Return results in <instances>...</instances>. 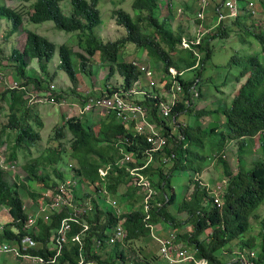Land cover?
Segmentation results:
<instances>
[{
	"label": "trees",
	"instance_id": "16d2710c",
	"mask_svg": "<svg viewBox=\"0 0 264 264\" xmlns=\"http://www.w3.org/2000/svg\"><path fill=\"white\" fill-rule=\"evenodd\" d=\"M27 1H31L30 11L11 7L0 0V20L9 21V34L22 31L25 33L22 48L13 46L7 56L8 62L11 63V75L17 79L15 80L17 85L7 87L0 96L8 108L7 123L3 125L0 133L13 138V149L6 160L9 162L16 160L17 150L37 148L42 141L40 128L43 126V120L36 105L30 104L26 95L30 91L29 86L32 85L36 92L45 91L52 82L47 67L55 50H58L57 67L63 70L74 84L77 71L71 55L82 57L65 43L56 46L45 36L25 29L24 12L30 22L51 21L60 30L77 32L78 44L81 47L89 50L90 54L98 51L100 58L109 63L107 78L115 71L122 78L120 86L106 90L109 94L114 90L132 86L139 77V70L131 61L119 58L125 46L133 44L140 52H146L151 63H161L163 73H168L171 67L178 72H192L191 77L182 79L183 100L174 105L168 118L170 124H176L178 135L172 133L169 125L164 126L165 122L162 124L167 140L163 152L170 159L169 165L166 166L162 154L156 152L153 161L143 170L158 191L155 199L160 203L152 208L150 222L162 220L169 223L174 232L183 223L189 222L192 230L183 233L177 231L175 241L180 247H190L195 259L203 258L208 264H223L219 253L231 247L230 243L235 239L240 252L257 251L253 264H264V211L261 213L258 211L260 205L264 203V140L260 142L262 155L259 159L250 166L245 165L242 160L246 144L256 135L264 134V32L261 29L257 30L250 23V18L255 17V6L254 8L248 6L250 0H238L239 9L234 17L228 16L224 0H208L207 7L213 5L216 17L222 15L219 21L215 18V24L208 29L203 25L206 19L197 17L194 8L195 13L189 14L193 15V18L188 19H191V24L201 28L202 34L199 42L191 43L189 48L182 46V40L194 41L196 37L190 33L189 25L173 27L175 15L173 9L176 11L177 9L173 8L171 0H132V7L136 11L133 17L121 8L114 9L112 18L125 33L118 39L108 41L100 40L94 33V27L100 24L99 0H71L69 15L62 11L63 0ZM260 5L264 11V2H260ZM162 6L165 7L166 14L162 12ZM183 10L186 12L189 8ZM232 35L242 44L258 43L260 53H233L227 65L236 68L233 86L237 83L240 85L229 103L223 101L212 110L193 111L195 98L200 96L197 87L199 78L207 59L215 49L217 43L215 41L227 39ZM195 53L200 55L197 64ZM33 60L37 61L44 77L30 74L29 67ZM81 69L85 70L84 62L81 63ZM193 85L198 92L196 97L189 93ZM186 99L188 103L184 102ZM143 103L154 107V101L151 102L150 98L145 99ZM185 112L194 116L193 124L178 122V114ZM212 114L217 116L221 114L224 117L223 121L220 122L218 116L214 123L209 121L202 126L201 117L204 115L213 117ZM156 119L159 120L158 117ZM97 126L99 127L96 131L93 122L83 119L82 116L66 117L63 124L55 129L53 137L58 144L53 147H42L44 150L38 156L35 155L36 157H30L25 161L22 168L26 177L29 180L42 181L44 187L55 184L56 181L49 184L50 173L55 175L57 180L63 178L66 172L61 167L65 166L64 156L67 154L75 163L71 168L79 183L82 181L89 185L98 182L96 190L104 184L110 195H117L120 186L129 183L130 176L126 168L143 163L148 144L144 136L133 134L130 125L116 122L114 115L103 117ZM62 139L67 140L66 148L65 144L60 142ZM232 142L238 144V166L235 173L231 171L224 154ZM1 143L3 140H0ZM121 149L132 152L135 161L117 165V160L123 156ZM209 155L221 165L225 180L220 207L214 203L209 188L198 178L207 166ZM107 165L110 169L102 180L98 169ZM180 173L186 174L187 179L185 189L177 194L172 187V179ZM17 182L18 179L9 181L5 170L0 166V209L6 208L9 214L4 230L0 233V239L13 240L26 234L23 223L27 215L19 196ZM30 195L36 197L33 191ZM78 197L79 193H75V198ZM121 197L126 211L119 217L108 203L103 200L99 203L95 199L92 200V211L90 216L86 217L90 224L88 236L85 235L86 239L84 238L86 259H96L100 264H129L132 260L133 264H151L156 256L148 257L140 253V250L145 249V245L141 244L143 238L150 234L149 227L143 220L145 214L141 204L142 196L136 188L127 185ZM86 198L87 195H84L81 200ZM169 206L174 207L176 213H184L185 220L178 221L175 214L169 211ZM65 215L66 211L54 212L49 223L38 219L39 231L37 233L30 231L29 234L39 245L30 252L40 255L54 253L53 250H48V243L60 219ZM121 218L126 237L122 243L116 242L107 246L105 242L107 232ZM207 229L210 231L203 236ZM15 230H18V233H15ZM79 230L78 224L71 225V230L67 234L68 241L55 264L77 263L79 249L72 237ZM93 238H100L102 242V248L97 253L93 246ZM131 252L134 253V257L130 255ZM102 253L106 257H103ZM235 263L241 264L239 259H235ZM190 264L193 262L190 261Z\"/></svg>",
	"mask_w": 264,
	"mask_h": 264
},
{
	"label": "rangeland",
	"instance_id": "374dc122",
	"mask_svg": "<svg viewBox=\"0 0 264 264\" xmlns=\"http://www.w3.org/2000/svg\"><path fill=\"white\" fill-rule=\"evenodd\" d=\"M5 3L11 7H20L24 11H30V4L31 1L27 0H3ZM71 0H63L61 2V8L64 14L69 15L71 12ZM173 8L177 9L175 11V15L173 17L172 25L174 28L176 26L181 25L183 27H186L189 25V30L191 34L194 33H202L198 26L195 24H191V19L193 18V14L195 13V9H197L198 4L197 2H194L193 0H171ZM255 11L254 16L252 19L250 18V23L253 25L254 28L257 30L261 29L264 32V11L262 10V6L260 5V2H264V0H253ZM98 8L100 11V24L96 27H94V33L95 35L102 41H108V40H115L120 38L124 35L125 30L118 26L114 19L112 18V11L116 8H121L128 12L132 17L135 15L136 11L132 7V0H99L98 2ZM188 9V11H184L183 9ZM162 12L166 14L165 7L162 6ZM203 18L206 19V22L203 23L204 27L208 29L216 22V14L213 10V5L207 7L204 10ZM191 24V25H190ZM23 27L25 29L32 30L40 35L45 36L49 40L53 41L56 46L65 43L68 46L72 47V50L74 52H78L82 55V57L77 58L76 54L71 55L72 63L77 71L76 74V83L74 84L67 74L57 67L58 65V50L56 49L52 59L48 63V72L52 79V83L56 87L55 100L56 102L62 103V105L59 104H52L49 102H40L32 100L30 104L36 105L40 107V109L37 111L39 113H42L45 117V121L47 122V128H48V121L45 113H49L48 115L52 116L53 119L56 121L52 123V127L49 129V131L46 133V130L42 131V137L43 140L41 143H39V146L37 148H31L30 150H17L18 154L16 157V160L12 161H4V166H11L14 165L13 169H6L3 168L6 172V178L9 181H13L14 179H18L17 185H18V191L19 196L22 198V201L24 204L31 205L34 207V203L37 202V194L40 195V192L44 189V184L42 181L37 180H29L26 177V173L24 169L22 168L23 164L28 158L36 157L38 156L42 149V147H53L57 145L58 141L53 137L55 134V129L60 127V125L63 124L64 116L70 117V116H82L83 119L90 120L94 124V129L98 130V122L103 119L104 115L97 114V113H79L80 108L83 104V99L85 97V93L88 92L89 95H99L106 92L107 89H110L115 86H120L122 82L121 76L115 71L113 72L108 78L107 75L109 74V63L105 60H102L100 58V54L98 51L94 52L93 54H90L89 50L86 48L81 47L79 42V37L77 36V32H68L64 30H60L55 27L53 22L51 21H45L41 23H33L27 20L26 13L24 12V22ZM198 27V28H197ZM9 28L10 23L6 19L0 20V96L1 92H3L7 87H10L13 85L14 82H16L15 79L11 75V63H9L7 60V56L10 54V50L12 47L16 48H22L24 41H25V33L22 31L21 33H15V34H9ZM215 42V49L209 59H207L204 70L199 78L198 86L200 90V96L195 98L196 103L193 111L199 110V109H214L217 105H220L223 101L228 102L230 101L231 97L235 94L237 87L240 85V83H237L233 86L234 80L233 75L235 74L236 68L232 66L231 68L227 65L230 57L233 53L242 54L245 52H253V53H260V46L258 43L253 42V44H242L237 41V38L235 36H231L227 39H221L216 40ZM122 56H119L120 59L130 62V61H140L148 63L152 69L155 68L158 71H161L162 65L161 63H151L149 60V57L147 56L146 52H140L137 50L135 45L133 44H127L125 48L121 51ZM120 53V54H121ZM84 62L85 70L81 69V63ZM33 65L35 67H33ZM39 65L37 61H34L33 64L30 65V74H34L35 76L44 77V74L41 73L40 69L38 68ZM192 72L186 71L185 77L189 78L191 77ZM227 77V79H226ZM225 82V83H224ZM141 83L143 86L148 85V79L143 78L141 79ZM31 90V93L35 92L34 87H29ZM39 98V96H37ZM76 104V105H73ZM61 107V111H59V108ZM71 108V109H70ZM58 110V111H57ZM53 111V112H51ZM192 111V112H193ZM62 112L63 117L59 118V114ZM7 113L8 108L5 102L0 98V130L7 123ZM58 113V117H57ZM213 117H210L208 115H204L201 117V125L205 126L209 121L211 123H214L216 120V117L219 116V121H223V116L221 114H212ZM56 117V118H55ZM43 120V119H42ZM177 120L181 124H188L191 125L194 122V116L189 113H179L177 116ZM56 126V127H55ZM172 133L178 135V130L176 126L172 125ZM41 129V128H40ZM7 132V131H6ZM47 134V135H46ZM69 137V135H67ZM50 137V139H49ZM49 139V141H48ZM68 139V138H67ZM0 140H3V143L0 144V160L3 158H6L10 155L13 149V138L12 136H8L6 134L0 133ZM264 140V134L256 135L253 140L246 144L244 151L242 153V160L244 161V164L247 166L252 165V163L259 159L262 155V150L260 146V142ZM67 141V140H66ZM66 141L62 139L60 142L62 144H65L66 148ZM237 150H238V144L234 142L233 145L227 146L225 149V159L228 161L230 169L233 173L237 171ZM36 155V156H35ZM8 160V159H7ZM214 158L212 155H209V158L206 161V168L204 171H209V181L205 180L208 184V186L213 189L214 186L217 183H221L224 181V176L222 173V167L221 165L217 164L216 161L214 162ZM64 162L65 166H62L61 169L66 172H73L72 166H74V161L69 158V156L66 154L64 156ZM71 164V166H69ZM51 168V167H50ZM49 168V170H50ZM187 175L184 173H180L174 176V183L177 190H180L182 192L184 189H182L186 183V177ZM57 181V178L55 175L50 173V182ZM184 183V184H182ZM33 191L36 194V197H31L30 192ZM91 194L93 193L92 190H89ZM121 202V196L120 198L115 197ZM180 197H178L179 200ZM124 207V205H123ZM125 209V207H124ZM170 210H175L174 207H170ZM260 213L264 211V203L260 205L259 210ZM6 208L0 209V222H6L8 218ZM175 214V212H171ZM254 222V220H251ZM164 223L169 224L164 221H157L153 223L155 226L156 223ZM190 226L191 229H188ZM171 230L174 231V229L169 226ZM192 225H188L184 228V231L192 230ZM188 229V230H187ZM170 230V231H171ZM180 228H177L176 231H179ZM210 230L207 229L203 232V236L207 235ZM149 236V235H148ZM147 237V236H146ZM231 247L225 248L222 253H219V256L222 258L223 264H226V262L229 264H236L235 259L233 257H237L238 253L240 252L238 248V244L236 239L231 241ZM142 248V247H141ZM186 251L192 253V250L190 247H183ZM247 250V249H246ZM246 252V251H245ZM257 253V251H256ZM134 253L131 252L130 255H133ZM135 255H133L134 257ZM233 259V260H232ZM132 260V259H131ZM133 261V260H132ZM0 264H21L16 261H12L10 258H5L3 262H1V256H0Z\"/></svg>",
	"mask_w": 264,
	"mask_h": 264
},
{
	"label": "built area",
	"instance_id": "2783aa9c",
	"mask_svg": "<svg viewBox=\"0 0 264 264\" xmlns=\"http://www.w3.org/2000/svg\"><path fill=\"white\" fill-rule=\"evenodd\" d=\"M197 2L198 7L196 9V16L203 18L204 10L207 8L208 0H193ZM224 6L228 9V16H236L238 13V0H224ZM248 6L253 7L254 1H248ZM222 18V15H218L217 21ZM198 28V27H197ZM200 28V27H199ZM202 33H194V41L182 40V46L189 48L191 43H198L199 37ZM197 56L196 64L200 59V55ZM139 70V77L134 81L133 85L128 88H120L112 91L110 94L105 92L99 95H89L85 93L83 104L80 108L81 114L90 112L102 114L104 116L112 114L117 122L130 125L133 130V134L144 136L146 143L148 144L145 150V157L141 165L134 167H127L126 170L129 173L130 180L129 185L137 189V192L142 196L141 204L144 212V223L149 227L150 234L158 242V251L160 258L168 264H178L180 262H190L193 264H208L205 259H195L193 254L188 253L183 247L178 246L175 241L176 232L169 233L164 238L156 237L153 234V223L151 220V210L155 206L160 205L155 199L158 195V191L152 186L150 177L146 175L143 170L154 159V154L159 152L162 154V160L165 165H169V157L163 152L167 140L164 135V126L169 125V116L171 114L174 105L183 100L184 86L182 83L184 71L178 72L174 68H169L168 73L160 72L145 62L131 61ZM147 78L148 85L143 86L141 79ZM16 82L10 87H15ZM30 87V86H29ZM32 87V85H31ZM56 92L55 85L50 82L45 91H38L31 93L28 92V98L30 100L40 102H49L52 104L62 105L60 102H56L54 93ZM189 93L191 96L196 97L198 92L195 91L194 85L190 88ZM39 96V98H37ZM147 98L154 101V107L146 106L143 101ZM188 103V100H184ZM158 117L159 120L156 118ZM165 122V125L162 124ZM122 142V141H120ZM123 156L117 160L116 164L121 166L127 162H134L133 153L120 150ZM4 161L8 162L5 158L0 160V166L6 169H13L14 165L4 166ZM71 166V164L69 165ZM110 166H103L98 169V174L103 180L106 176ZM86 184L73 174V172L64 173L61 180H57L55 184L44 187L37 197V202L34 203V207L31 205L23 204L24 211L26 212V219L23 223V230L26 234L22 235L18 239L4 240L0 239V256L10 258L12 261L19 262L21 264H55L57 258L61 255L65 244L68 241L67 234L71 230L72 224H78L80 226L79 232L75 233L72 240L78 245L79 254L76 264H100L96 259H86L84 253V238L88 236L90 224L87 222V216H90L92 211V200L95 199L98 203L104 201L108 203L117 217L121 216L126 210L124 209L122 202L115 197L120 198V195H110L105 185L96 190V184ZM225 180L217 184L213 189L206 185L210 190V195L213 197V201L216 206H221V195L224 189ZM204 184V183H202ZM89 190H92L93 193ZM96 190V191H95ZM75 193H79V197L75 198ZM87 195L85 200H81V197ZM66 211L67 215L60 219L59 225L54 230L51 239L48 243V250H53V254L40 255L30 252L32 248L38 247V242L34 237L29 234L30 231L37 233L39 231L38 219L42 222L49 223L54 212ZM123 219H119L117 224L107 232V239L105 240L107 246L116 242H123L126 237V231L123 227ZM5 222H0V233L4 230ZM18 233V230H15ZM86 239V238H85ZM93 246L97 253L102 248V242L100 238H93ZM256 251L250 250L248 252H239L236 260H240L241 264H253V258L256 257ZM129 264H133L130 261Z\"/></svg>",
	"mask_w": 264,
	"mask_h": 264
},
{
	"label": "crops",
	"instance_id": "0c3cea01",
	"mask_svg": "<svg viewBox=\"0 0 264 264\" xmlns=\"http://www.w3.org/2000/svg\"><path fill=\"white\" fill-rule=\"evenodd\" d=\"M34 61H36V60H33L32 61V63L31 64H33V62ZM33 67H35L34 65H33ZM155 69V68H154ZM156 70V69H155ZM156 72L159 74L160 72H162V70L161 71H158V70H156ZM183 77L184 78H186L185 77V72H184V75H183ZM187 79V78H186ZM31 87V86H30ZM27 96V95H26ZM28 97V96H27ZM28 101H29V98H28ZM29 102H32V100H30ZM43 102V101H42ZM37 105V104H36ZM73 105H76V104H73ZM37 109L39 110L40 109V107L39 106H37ZM71 109V108H70ZM58 111V110H57ZM59 111H61V107L59 108ZM51 112H53V111H51ZM49 113L47 112V114L45 113V115L48 117L47 118V121H48V128H47V122L45 121V117H44V115L42 114V113H40V115H41V119H43V126L41 127V129H40V133H41V137H42V131L43 130H46V133L49 131V129L52 127V123H54V122H56L54 119H53V117L52 116H50V115H48ZM109 115H112V114H109ZM109 115H106V116H104V117H108ZM57 117H58V113H57ZM63 117V115H62V112L59 114V118H62ZM64 117H67V116H64ZM56 118V117H55ZM115 121L117 122V120L115 119ZM175 126H176V124H174ZM170 127L172 128V124H170ZM48 130V131H47ZM172 130H173V128H172ZM97 131V130H96ZM47 135V134H46ZM42 140H43V137H42ZM42 141H40V143H41ZM234 144V142H232V143H230L229 144V146H231V145H233ZM209 171H203L200 175H199V179H200V181L202 182V183H204V184H206V185H208L206 182H204L205 180H207V181H209L208 179H209ZM174 177H173V179H172V187H173V189H174V192H176L177 194H180V190H177L176 189V186H175V183H174ZM182 184H184V183H182ZM217 184H219V183H217ZM216 184V185H217ZM127 185H129V184H123V185H121L120 186V188L118 189V193H117V195H120V196H122L123 195V193L125 192V190H126V188H127ZM215 185V186H216ZM214 186V187H215ZM182 189H185V186L182 188ZM169 211L170 212H175V217L177 218V220L179 221V220H181V221H184L185 220V218H186V215L184 214V213H176V211L175 210H170L169 209ZM173 214V213H172ZM9 215V214H8ZM1 216V215H0ZM183 223V222H182ZM188 225H190V223L189 222H187V223H183V225L180 227V230L178 231V232H180V233H183V232H185L184 231V228L185 227H187ZM169 226H171L170 224H164V223H156V225L154 226L153 225V234L156 236V237H159V238H164V237H166L169 233H171V232H174L173 230H171V228L169 227ZM188 229H191L190 228V226L188 227ZM187 229V230H188ZM171 230V231H170ZM189 231V230H188ZM177 232V231H176ZM141 244L142 245H145V249H142V250H140V253H142L143 255H146V256H148V257H152V256H156V258L155 259H153V261L151 262V264H168V263H166L165 261H163L161 258H160V256H159V251H158V242H157V240L154 238V237H152L151 236V234H149V236L147 235V237H145V238H143V240H142V242H141ZM188 252V251H187ZM188 253H190V252H188ZM103 255V257H106V255H104V253H102ZM192 254V253H191ZM6 257H1V262H3L4 261V259H5ZM233 259H235V257H233ZM232 259V260H233ZM233 261H235V260H233ZM178 264H190V262H187V261H185V262H180V263H178ZM226 264H229V262L227 263L226 262Z\"/></svg>",
	"mask_w": 264,
	"mask_h": 264
},
{
	"label": "clouds",
	"instance_id": "9594fccd",
	"mask_svg": "<svg viewBox=\"0 0 264 264\" xmlns=\"http://www.w3.org/2000/svg\"><path fill=\"white\" fill-rule=\"evenodd\" d=\"M5 222V221H4Z\"/></svg>",
	"mask_w": 264,
	"mask_h": 264
}]
</instances>
